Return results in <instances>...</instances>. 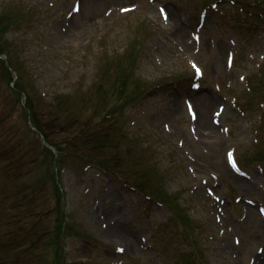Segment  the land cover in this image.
I'll return each mask as SVG.
<instances>
[{"label":"rangeland","instance_id":"obj_1","mask_svg":"<svg viewBox=\"0 0 264 264\" xmlns=\"http://www.w3.org/2000/svg\"><path fill=\"white\" fill-rule=\"evenodd\" d=\"M96 1V6L92 8L91 5L84 6L78 16H73L68 19V29L72 27L74 29L73 32H67V39L54 45L51 49V55L45 56L44 54H39L37 48L39 49L41 45H46V23L49 22V18L46 19L47 14L42 9H48L47 0H0V15L17 11L13 17L17 19L23 17L15 33L7 35L0 33V44L6 47L10 41L14 45L11 52L14 58L21 61V65H24L26 70V83L28 85H31L28 80L30 70L28 65L31 64L38 70L37 75L39 74L41 76L39 83L40 89H45L50 97L48 102L45 103L52 104L53 96L66 95L71 91H75L76 84L80 79L83 81L82 85L89 91V95L83 101H81L79 95H76V97L74 95V98L69 100V104L62 106L58 112L54 108L46 107L44 103H39L36 106L33 116L41 126L43 123L46 124L45 131L51 141H61L59 144L61 147L64 144H70L77 151H82V154H75V160L82 166L92 162H99L105 167L114 166L117 171L123 169L126 176L133 183L139 182L140 190L143 189L140 185L143 179L151 183L158 182L157 174L147 168L148 162L151 159L149 155L132 150L133 143L129 144L124 139L120 141V144L127 143L125 144V149H121L122 146L120 144L115 145L119 143V140L114 136L115 130L116 128L121 129L124 124V122H121L122 109H120L121 111L119 109L112 110L111 112H114V115L111 120H104L102 124L94 126L93 128L90 127L95 119L94 115H96L95 111L92 110L97 106L96 100L99 98L103 102L108 94L117 91L120 77L115 78V71L122 68L119 74L124 73L128 78L123 95H129L134 89L140 91L141 94L146 93V91H152L147 96L145 94L139 101V105L137 106V109L139 108V114L137 115L139 117V123L137 124L138 128L133 130V137L138 138L137 140L144 137L154 139L152 148H149L148 151L151 156H156L160 175L161 169L166 168L169 171L168 174H172L171 171L176 169L174 158L182 161L180 163L184 169H181L176 174L175 180L166 186L167 191L179 192L185 189L182 198H180L184 200L188 188L196 183L187 173L186 167L191 164L202 177L207 176L210 171H217L218 173L220 171L219 175L225 180V185L224 187L221 186L218 188V190L223 195H228L232 199L234 195L242 194L245 197L256 199L255 196H257V193H254L252 190H244L245 187L240 185L236 180L232 181L230 178L223 176V172L229 174L224 162V153L228 148V142L224 141L222 144L219 143L220 145L216 144L215 148L212 149L209 147L211 144L204 145L201 141H194L188 130V121L184 112L182 95H179L173 89V85H166L158 90H152L149 87L151 83L159 84L163 82L162 80L173 79L177 76L182 77V82L175 83L174 85L183 86L186 84L183 87H179L178 91L181 94H185V97L191 100L195 105L198 116L206 117V120H209L208 123H210L212 111L218 105L222 104L221 99L216 97L214 93V86L218 84L222 93L228 95V97L231 96L241 87V83H239L241 71L246 67H251L250 61L244 56L239 60L238 65L233 71L225 69L226 55L228 52L234 51L230 44V41L236 42L234 34H228V27L224 26L222 20L218 19L217 24H215L217 19L210 16L201 33V49L198 51L191 46L190 53L186 54V52H181L184 50L181 46L173 42L178 40H175V36H172L169 29H172L174 26L181 27L184 33V42L191 41L190 33L194 31L191 27L193 23L190 21L189 16L193 4H185L182 2L183 0H156L153 5H150L146 0ZM225 3L222 2L220 6H225ZM135 4L138 5V9L135 12L125 16H116L114 19L110 18L106 25H101V16L105 9L116 6H132ZM262 4L264 6V0H262ZM157 6H162L168 15H174H169L170 21L166 24L159 17L156 9ZM258 41L253 42V49L263 54L264 51L261 52L259 49L264 50V42L260 43ZM11 46L8 45V48ZM45 47L47 46H44L43 49L41 48L42 52L45 50ZM21 48H25V50H20ZM124 52L125 56L122 57ZM20 54L24 59H27L26 62L20 57ZM190 58L195 59L204 69L205 84L200 91V96H205L210 100L208 107L200 108L195 100L197 93L192 94L188 89V76L191 75V71L188 68L187 61ZM98 70L101 72H112L106 75L104 81L100 82L102 84L100 95H98V92L93 87H89ZM226 87H231L230 90L235 91L229 90L227 94ZM105 106L98 109V112H101ZM166 106L169 107L166 108ZM88 107L92 109H88ZM120 107L122 108L123 106L121 105ZM9 112L12 113L11 125L8 122L1 123L3 120L2 115L5 112L0 111V180L3 189L8 188L5 180L8 169L15 164H23L26 168L33 167L36 169L28 172L27 181L31 185L35 184L38 180L47 182L48 179L46 176H53L54 168L50 165L48 166L49 170L45 171L47 165L42 168L38 166L42 158L41 154L45 152V149H36L34 147V136L32 135L33 141L27 133L25 121L23 119L21 120L20 107L14 104L6 114H9ZM173 112H175L173 116L174 121L168 116ZM52 114L57 115L56 120L53 119ZM114 119H119L117 124H112ZM123 120L125 122L128 121L125 117ZM222 121V125L232 126L231 136L234 141L232 143L229 141V144L237 147V149H241L242 154L245 153V146L248 141V134L245 133V128H247L246 123L241 120L229 119L227 116H223ZM71 123L74 127L68 126ZM163 123H168L170 127L172 125L176 129L177 134H168L164 130ZM61 125H65L67 130L64 129V126L60 127ZM216 131H218L217 128ZM186 137H189L194 151L186 146L184 150L178 147L176 141L178 139L185 141ZM78 139L80 140L78 141ZM35 142L36 147H40V144L37 141ZM194 145L197 148L196 150ZM171 149L174 154L171 152ZM258 150L261 151L264 148L260 146ZM185 152L197 158L198 162L194 159L196 164L193 165L187 158ZM1 155L3 158H1ZM10 155H13V157L9 158ZM82 156L85 158L90 157L91 161L85 162L84 160H80ZM26 168L22 169L21 172H24ZM54 181L59 186L58 179ZM10 184L12 186H19L21 185V181L11 180ZM47 184L49 185L48 182ZM64 186L65 189L72 191L75 195L76 205H71V212L74 213L76 221L78 223L83 221L88 225L92 238L104 241L105 238L100 229V222L95 212L91 210V203L87 200L80 206L83 198L81 200L79 198L81 189L76 191L77 188L74 187L75 189L73 191L71 186ZM45 193L46 191H44L42 196L38 194L31 200L26 201L27 205H33V208L25 218L22 217L24 211H14L11 213L3 211V215H0L2 224L4 225L3 235L11 236L14 241L7 248L6 254L2 255L0 252V257H3L4 264H14L15 261H17L16 264H50L53 259V250H60L57 246L53 249L48 248V246L44 248L48 240L43 237L42 228L44 223L51 222L55 219L57 215L56 207H54L55 209L52 211V214H46L41 226H32L34 225V221L31 220V217L39 211L37 208L38 202L43 198ZM110 196L113 199H123V197H120L113 190L110 191ZM127 197L138 202L136 195L133 193H128L124 198L127 199ZM62 205H58V209ZM181 205H183L181 216L184 221L170 215L165 210L154 209L152 205L151 216L156 213V216L163 220L165 215H167L171 218V222L184 228L185 233L181 237L179 234L176 239L177 245H183L190 240L197 243L199 247L198 256L192 260V264H209L208 261H204L203 259L211 260V264H228L226 262L221 263L218 256L214 260L213 255L215 254L208 256L209 249L214 248V244L209 240L212 233L209 232L205 240L201 239L197 241L191 231L192 226L185 221L186 218H190L191 213L186 206V202H182ZM233 212L235 213V218L240 216L239 208L233 209ZM121 214L124 216L123 211ZM200 217L202 218V216ZM207 218H209V213L207 214ZM131 219L133 217L128 215L127 222L130 225H139L142 229H154L152 219L144 218L141 212H137V217L134 219L135 222ZM191 219L195 221V218ZM256 220L259 226L262 227L260 220ZM212 222L213 218L211 217L209 224H212ZM74 229L77 232L85 231L79 224H76ZM211 229L210 226V231L212 232ZM19 231L22 233V241L18 239ZM252 233L253 230L247 226L246 222H243L241 224V232L235 234L244 243V251L240 253V256L243 255V258L246 260L255 251L257 246L264 245L263 240L248 246V236ZM86 239L91 240L89 238ZM23 245L29 248L24 250L22 248ZM59 245H61L60 248L62 246L65 247L64 259L68 264L76 259L82 258V256L87 258L88 255H91V247L75 240L66 242L64 239L59 241ZM110 249H112L111 246ZM180 250V248L177 250V255L172 258L173 260L179 262ZM170 251L172 252L171 249ZM234 252L235 250H233ZM104 256L110 258L114 255L105 254ZM127 257H130L129 260L136 263L138 258L141 261L144 260L142 259L143 256H137L136 252L133 255L128 254ZM151 257L150 253L147 261L152 259ZM166 258L171 259L168 254ZM187 262L189 261H184L182 264Z\"/></svg>","mask_w":264,"mask_h":264},{"label":"bare ground","instance_id":"obj_2","mask_svg":"<svg viewBox=\"0 0 264 264\" xmlns=\"http://www.w3.org/2000/svg\"><path fill=\"white\" fill-rule=\"evenodd\" d=\"M172 16H174V15H172ZM73 30L74 29H72V27H71L69 29V32L71 31V33H72ZM52 33H55V31L53 30ZM176 35L177 36H182L183 35V29L181 27H179V26L176 27ZM176 35H175V37H176ZM196 102H197V104H198V106L200 108H203V107L208 106L210 104V100L207 97H205V96H198L197 99H196ZM198 126L200 128H204V131H206V132H208V130H209L211 135L216 137V131L213 128V126L208 123V121L206 120V117L202 116L199 119ZM255 214L256 213L254 211L249 210L248 217L246 219L247 220L246 224H248L249 227L251 229H253L254 231H257L255 234H253V235L248 237L249 243H254V242L260 241L264 237V234L261 232L260 228L257 227L258 222L256 220ZM236 227H238V225H236ZM127 249L131 250L133 252L136 251V249L134 248L133 244H130ZM263 264H264V261H263Z\"/></svg>","mask_w":264,"mask_h":264},{"label":"snow or ice","instance_id":"obj_3","mask_svg":"<svg viewBox=\"0 0 264 264\" xmlns=\"http://www.w3.org/2000/svg\"><path fill=\"white\" fill-rule=\"evenodd\" d=\"M125 11H127V9H125ZM193 67H195V65ZM197 72H199V69H197ZM228 157H229V161H231V159H232V153H228ZM233 167H235L234 164H233ZM119 251H123V249H119Z\"/></svg>","mask_w":264,"mask_h":264}]
</instances>
